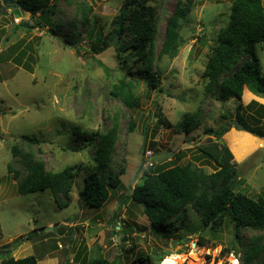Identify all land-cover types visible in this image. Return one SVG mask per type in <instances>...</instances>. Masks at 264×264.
I'll use <instances>...</instances> for the list:
<instances>
[{"label":"rangeland","instance_id":"374dc122","mask_svg":"<svg viewBox=\"0 0 264 264\" xmlns=\"http://www.w3.org/2000/svg\"><path fill=\"white\" fill-rule=\"evenodd\" d=\"M124 1L51 0L57 6L52 25H63L58 34L51 32L43 19L44 27L21 26L27 22L33 25L38 15L32 18L21 10L9 12L8 17H4L7 11L0 14V250L10 249L9 254L17 259L34 255L39 264H86L99 257L109 264H163L175 254L184 257L177 264H243L244 253L255 238L264 236L263 231L237 228L229 220L216 231L205 229L189 205L179 218L168 222L170 233L156 235L143 206L130 199L134 188L143 183L145 169L154 173L166 162L171 164L168 167L191 163L208 174L215 172V162L201 152L214 140L205 129H218L228 121L231 129L222 141L232 151L238 178L243 180L236 189L254 200L264 198V137L253 139L257 136L229 124L237 120L239 101H220L218 86H211L205 78L218 34L230 21L234 0H194L177 53L162 58L158 57L167 20L178 0H150L160 16L152 50V69L161 75V87L156 90H150L139 77L143 62L132 51L118 52L116 47L106 46L108 36L115 35L113 23ZM85 13L90 19L88 26L82 23ZM73 32L80 38L78 46L67 43ZM89 32L96 39L90 40ZM90 41L100 44L97 51L91 49ZM257 51L264 70V46L259 44ZM124 76L127 81L135 79V108L111 94ZM242 104L240 114L246 123L264 132V98L246 88ZM184 120L198 121L200 126L189 134L177 133L176 127ZM115 124L119 137L104 175L121 173V186L111 192L103 207L93 208L82 193L87 174L97 172L93 159L98 140L88 141L90 136L82 133L106 134ZM147 124L150 132L140 153ZM235 133L247 134L252 140L248 139L252 149L242 159L231 147ZM25 135L40 138L42 144H28ZM85 144L84 150H77ZM13 146L43 160L48 171L76 166L69 207L60 208L51 190L20 194L19 180L10 174L9 166L19 172L20 180L27 169L22 156L13 155ZM147 150L153 152L154 165L145 163L139 172ZM177 152L182 158L172 163ZM127 196L129 199L120 201ZM121 224L133 229L125 243L124 234L117 233L122 231ZM201 249L207 251L197 260ZM140 256L150 257V263L139 262ZM252 264H264V252Z\"/></svg>","mask_w":264,"mask_h":264},{"label":"trees","instance_id":"16d2710c","mask_svg":"<svg viewBox=\"0 0 264 264\" xmlns=\"http://www.w3.org/2000/svg\"><path fill=\"white\" fill-rule=\"evenodd\" d=\"M190 1H177L173 13L167 20L165 36L158 58L165 55L174 56L177 53L182 40L181 31L189 22ZM150 2V0H125L113 23V34L115 35L108 36L106 46L112 45L116 47L118 52L132 51L134 56L143 62V69L140 70L139 77L145 80L150 90H156L161 87V75L152 69V50L158 36L160 16L157 8ZM16 4L17 10L30 12L32 18H36V15L39 16L33 25L27 22L21 26L34 29L44 27L46 24L50 31L55 34L63 29L62 24L52 25L51 16L55 15L57 6L51 0H16ZM90 10L91 8L88 9V12ZM41 19L45 20V24L40 22ZM89 22L88 13H85L82 23L88 26ZM88 34L90 40L97 37L90 32ZM79 40L80 38L73 32L67 38V43L78 46ZM89 43L94 51L100 47L99 43L95 44L91 41ZM259 44L264 46L263 0H234L230 21L218 34L217 45L207 63L205 78L209 80L211 86H218L219 100L228 102L234 98L239 101V112L236 119L254 135L263 138L264 132L249 126L240 114V110L243 108V93L246 88L254 95L264 98V70L257 51ZM127 59L128 57H125V61ZM242 59H244L243 63L239 64ZM129 74L135 75L133 72ZM134 80L127 81V76H124L111 90L112 96L121 99L129 108H135L138 105L132 83ZM252 105H258V103L253 102ZM249 107L252 108L251 105ZM228 122L218 129H205V134L214 140L212 139L213 142L205 148H201V152L215 162L218 167L215 172L208 174L205 170L191 163L183 166L175 164L168 167L171 165L170 162L161 164L162 167L154 173L145 169L144 181L134 188L130 199L135 204L143 206L144 214L155 229L156 235L170 233L171 229L168 222L174 217L179 218V215L189 205L201 218L205 229L216 231L226 220H229L235 223L237 228H250L264 232V198L260 196L258 200H254L236 189L239 184L243 183V180L238 178L232 151L222 141L231 129L227 125ZM149 126L147 124L145 129L147 134L150 132ZM199 126L198 121L184 120L176 127V132L189 134ZM132 129L133 124L130 123V130ZM118 132V124L110 128L106 134L98 132L88 134L78 130V133L90 136L88 141L98 140L93 159L97 172L87 174L82 193L84 200L90 207H103L110 200L111 192L121 186V173L116 175L109 173L106 177L104 175L115 152V145L119 137ZM23 139L30 145L42 144V140L37 137L25 135ZM248 139L252 142L251 138L245 134L242 137H235L231 142L233 152L238 159H242L245 153L252 149ZM86 147L85 144L77 150H84ZM12 153L14 156H22L21 159L27 169L26 177L20 180L19 172L9 166L10 174L19 180L18 189L21 195L51 190L60 208L69 207L72 202L70 193L77 177L76 166H67L58 172L48 171L44 161L36 159L33 153H21L17 146H13ZM179 153L173 155L175 160L172 159V163L180 161L182 154L178 156ZM127 198L129 199L127 196L120 201L122 202ZM181 225L183 226V222ZM121 227L122 231L117 233L119 236L121 233L124 234L122 243H125L133 229L128 225ZM31 236L32 233H29L28 238ZM181 239L183 238L181 237ZM201 241L202 247H206L204 240ZM263 252L264 236H259L254 239V242L244 253L243 264H252ZM169 255L167 254L166 257ZM166 257H163L162 260ZM138 261L150 263V257L140 256ZM0 264H39V261L34 255L17 259L9 254L0 256ZM86 264H109V262L107 259L99 257L88 261Z\"/></svg>","mask_w":264,"mask_h":264},{"label":"water","instance_id":"95a60500","mask_svg":"<svg viewBox=\"0 0 264 264\" xmlns=\"http://www.w3.org/2000/svg\"><path fill=\"white\" fill-rule=\"evenodd\" d=\"M193 3H194V0H191L190 3H189L188 13L190 12V9H191ZM16 6H17L16 0H4L3 5L0 8V12H1V14H4L6 9H7V7H16ZM229 124H234L238 130L245 131V132L253 134L248 128H246L243 124H241L239 120L231 121ZM146 136H147V133H145L144 143H143V146H142V148L140 150V153L143 152V148L145 147ZM144 166H145V162H142L141 167L139 169V172L142 171ZM117 209H118V207L116 208V212H117ZM115 217H116V214L114 216V219H115ZM117 228L119 229L120 227H117ZM51 230L56 231V228H49V231H51ZM114 234H115V231H114ZM122 236H123V233H121V237ZM194 245H195V243H194ZM9 253H10V249L0 250V256H6Z\"/></svg>","mask_w":264,"mask_h":264},{"label":"bare ground","instance_id":"6f19581e","mask_svg":"<svg viewBox=\"0 0 264 264\" xmlns=\"http://www.w3.org/2000/svg\"><path fill=\"white\" fill-rule=\"evenodd\" d=\"M206 249V248H205ZM205 251H207V250H203V249H201V252H199L200 254L198 255L199 257H198V259L197 260H201V256H202V254L205 252ZM209 251V250H208ZM203 252V253H202ZM206 254V253H205ZM180 258H184V257H181V256H179V255H177V254H175V255H172L171 257H170V261L168 262V263H165V264H177L179 261H178V259H180ZM192 264H194V263H192Z\"/></svg>","mask_w":264,"mask_h":264},{"label":"crops","instance_id":"0c3cea01","mask_svg":"<svg viewBox=\"0 0 264 264\" xmlns=\"http://www.w3.org/2000/svg\"><path fill=\"white\" fill-rule=\"evenodd\" d=\"M0 1H4V0H0ZM1 5H2V3H1ZM1 5H0V6H1ZM17 9H18L17 7H11V8H9V9L7 8V9H6L7 12H6V15H5L4 17H8V16H9V12H10V13H14L15 10H17ZM11 11H12V12H11ZM21 11H22V10H21ZM24 13H30V12L25 11ZM0 14H1V13H0ZM2 17H3V16H2ZM2 17L0 16V18H2ZM7 26H8V25H6L5 28H6ZM8 27H9V26H8ZM0 51H1V50H0ZM247 95H249V94L247 93ZM236 133H237V132H236ZM236 133L234 134V136L238 135V134H236ZM239 136H240V135H239ZM239 136H236V137H239ZM240 137H242V136H240ZM255 138H258V137H253V139H255Z\"/></svg>","mask_w":264,"mask_h":264},{"label":"built area","instance_id":"2783aa9c","mask_svg":"<svg viewBox=\"0 0 264 264\" xmlns=\"http://www.w3.org/2000/svg\"><path fill=\"white\" fill-rule=\"evenodd\" d=\"M15 20L18 21V19H15ZM146 153H147V156H146V158H145V163H146L147 166L152 167V166L154 165V163L151 161V158H152V156H153V152L150 151V150H147ZM146 153H145V154H146ZM237 260H238V259H237ZM238 261H239V260H238Z\"/></svg>","mask_w":264,"mask_h":264},{"label":"clouds","instance_id":"9594fccd","mask_svg":"<svg viewBox=\"0 0 264 264\" xmlns=\"http://www.w3.org/2000/svg\"><path fill=\"white\" fill-rule=\"evenodd\" d=\"M6 12V11H5ZM1 13V12H0ZM31 14V13H30Z\"/></svg>","mask_w":264,"mask_h":264}]
</instances>
